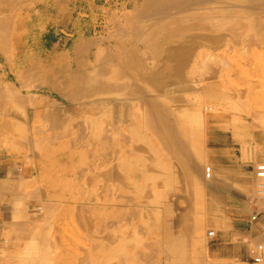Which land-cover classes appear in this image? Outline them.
I'll return each mask as SVG.
<instances>
[{"label": "bare ground", "instance_id": "obj_1", "mask_svg": "<svg viewBox=\"0 0 264 264\" xmlns=\"http://www.w3.org/2000/svg\"><path fill=\"white\" fill-rule=\"evenodd\" d=\"M2 1L3 0H1V2ZM7 1L9 2V0H7ZM13 1H16V0H13ZM25 1H27V0H24V2L22 1V3L25 4L26 3ZM39 1H41V0H39ZM128 1L129 2H125L122 5L123 6V12L125 11V15H126L125 19H124L125 24H121V25L119 24L120 26H122L121 29L118 28L119 25L118 26L115 25L118 28V29H116V27H115V30L117 32L112 31V33L116 32L115 34L113 33V34H110L106 37L105 36L102 37L100 34V31H97V29L95 27L94 31H93V35L91 37H89L88 39H85L86 31L83 30V32L80 34V38L77 41H73L74 43H73L71 50L67 52L68 55H67L66 60H62L61 58L58 57V58H55L56 59L55 62H53L51 64L47 63L48 65L46 63L42 64L39 60V62L41 64L38 63L39 66L35 65V68H36L35 70H33V71L29 70L32 72V73L30 72L32 75L31 77H29L30 75H29V73H27V69H26L27 67L31 66V63H29L30 65H28L25 68L26 71H24L25 69L21 70V71H24L28 75L27 76L28 82L26 81L27 85H26V83H25V85L23 83V81H25V80L22 81L23 84L20 83L22 85L19 88H17L18 86L13 84V82L12 83L10 82L9 84L7 83V85L9 87L6 86V83H5V85H2L3 87L0 85V88L2 87L1 88L2 91L4 90V86H6V88L9 89L8 92L10 95L5 94L6 93L5 91H3L5 93H0V99L4 100V101H1L0 103H3V102L6 103V101H7L6 104H8V100H7L8 98H10L11 101H14V102H18V103L21 102L19 92L21 90L23 92V89H32L31 86H34V85L38 86L37 84H34L35 81L38 84L42 83V85H48L52 90L57 92V94H59V96H61V98L63 100V101L61 100L62 102H56L57 100L51 101V104L53 105V107L55 109L54 108L50 109L48 107V109L50 111L48 110L46 113L47 114L50 113V115L52 116V117L48 118L49 121L53 117H54L53 118V120H54L55 116H57L55 121H57V120L61 121L60 119L62 117L59 118L57 112H56L57 115H55L56 113L54 112V110H56V111L59 110L61 112V113L59 112V114L60 115L62 114V116H63V114H65L64 109H66L69 114L71 113L74 116H84L86 118V120H88L87 125H86V129L88 128V130L86 132H83L82 130H85L84 129L85 127L84 126L81 127L79 125L80 128H82V129L79 128L80 131H82L84 134L82 132H81V134H83V135L78 133L79 139L77 137H75L76 139L73 140L72 146L70 145L72 148H70V149H71V151H72V149L75 150V148H76L75 145L77 144L78 141L81 142L82 140H84L82 142H87V144L89 146V147H87V149L91 150V154L89 152H87L89 155L82 160L83 166L80 167L79 172L81 170H84L85 173L87 171L95 172L94 175H93V173H92V175H91V173L89 174L91 176L90 180H92V179L98 180L99 179L101 181L100 183H102V185L99 184L100 187H98L97 186L98 183H97V185H96L97 187L95 186L96 188H94L95 190L93 191V189H92V191H91V192H93V195H89L90 191L88 192V190H87L88 197L90 196L89 198L83 197L84 199L81 200V197H80L79 198L80 200L78 199V202L73 201L74 203H77V205L75 204V208L77 210L79 209L78 210L79 212L81 211L80 212L81 216L78 214L79 213L78 212L77 214L79 217H77V218H78L80 228L82 227V229L84 231H86V233H87V236L85 237V239H86V243H88V245L83 248V249H85V251H84L85 254H83L84 258L80 256V258H83V259H81L79 261V264H107V263H103V262H105L104 260H103V262H101V261L99 262L98 258H100V256H103V252L106 253L104 251V248L112 246L116 243L118 245V243H119V239H117V236L114 237L115 235L113 236L111 234V231L114 230L117 234V233H119L117 231H120L122 228H123L122 230H124V228L133 226L134 221H137L138 219H142L143 220L142 223H144L145 220L148 219L147 221H149V219H153V217H155L156 219H158L157 221L160 223V225H159L160 228L167 233L170 232L172 229L171 216L174 213L173 202H172L174 197H176V196L180 197L181 202L185 201L186 198L191 199L192 197H194V199H196L197 201H199L201 203V200H202L203 195L205 193V188L201 187L202 185H199L197 178H196L197 173L195 172V170L194 171L192 170V167H191L192 163H191L190 158L192 155H194V157L197 158V161H198L197 163H199L200 166L203 164L202 163L204 161L202 158L203 156L200 153V152H202L200 140L204 137L203 131H205L204 130V123L206 121V114L203 112V109L201 108L200 105H201V102L203 101V99H205V98L206 99L211 98V99L215 100V99H218L219 97H218L217 91L215 89H213L215 87H213V88L208 87V86H210L208 84V82H207L208 86L206 84L207 87L203 88L202 87L203 85L201 86L202 83H199V84L195 83V82H197L198 79L197 80L195 79L196 80L195 82L191 81V80H193V77L192 76L190 77V75H193V74H191L193 72H191L190 75L187 72L188 73L187 75L190 77L189 79H191V80H188L187 79L188 77H186L184 74L185 68L188 65V62L190 60H192V57L196 52L197 42L203 41L205 43L217 44L222 39V37H220L221 36L220 34H224V32L225 33L233 32L232 34L229 33L231 35V36L230 35L229 36L232 39L237 37L236 36V34L238 33L237 28L240 25L239 23H241V22L238 23L237 20H234L235 22L234 21L230 22V20L231 19H238V17L236 15H239V13L241 12L240 9H243V8H244V10L249 9L248 12L249 13L251 12V14H249V16H251L253 13H254V15H255V13L257 14L258 10H260L261 13L262 12L264 13V11L262 10V9H264L263 8L264 5L262 3L263 0H238L239 1L238 3H241V5L243 7V8L238 9V10H240V12H238V10H237V8H238L237 5L234 4L235 2H237V0H128ZM8 2L5 3L6 7L8 6L7 5ZM30 2H31V0L26 4H29ZM56 2H57V0H56ZM56 2L54 5H52L54 7V13H55L54 18L55 19L59 13H62L61 11L65 12V10H66V8L63 7L62 3L57 2V4H56ZM59 2H60V0H59ZM93 3L95 6L93 5L92 8H95L96 7V4H95L96 0H93ZM9 4H10V2H9ZM15 4H13V5H15ZM60 4H62V6ZM260 4H261V7H258V6H260ZM16 5L14 7H16ZM30 5H28V6H30ZM73 5H74V3H73ZM19 6H17V9L20 8ZM64 6H66V5L64 4ZM129 6H131V10H129ZM1 7H4V5L3 6L1 5ZM8 7H10V6H8ZM8 7H7V9H9ZM14 7H13V9L15 10ZM260 8H262V9H260ZM47 9H48V7L46 8V10ZM76 9H77V5L72 7L70 11L67 10V15H68V20H67V24H66L67 28L69 27L70 23H74V26L72 29H75L76 21L79 20L80 16H85L84 12L80 13L79 16H74ZM131 11H132V14L130 13ZM245 11H247V10H245ZM254 11H256V12H254ZM0 12H1V9H0ZM2 12L0 14H3ZM8 12H10V9ZM11 12H16V11H11ZM258 14L260 16V13H258ZM12 15H13V13H12ZM14 15H16V14H14ZM243 15H245V14H243ZM254 15H252V19H254ZM5 16H7L6 13H5ZM13 16L10 17L11 21H13V18L15 17V16L14 17ZM18 16H20V15H18ZM261 16L264 17V14H261ZM235 17H237V18H235ZM245 17H247V16H245ZM7 18H9V17H7ZM22 18L19 21H22ZM73 18H74V21H73ZM114 18H116V17H114ZM47 19H48V17H47ZM55 19H53V20H55ZM240 19H238V20L242 21L243 19H246V18L242 17ZM262 19H264V18H262ZM262 19L259 18V20H262ZM3 20H5V19H3ZM11 21H10V23H11ZM19 21H17V22L19 23ZM245 21L246 20H244V22ZM249 21L247 20L248 25L245 22V24L247 26H249V23H251ZM28 22H29V20H28ZM260 23L262 24V22H260ZM260 23L258 25H256L255 28L262 29L261 32H263L264 26L262 28V25ZM8 24H9V22H8ZM8 24H6L5 21H0V40H2V39L5 40L6 37H8V39L12 40V36H13L15 27H14V25L13 26L10 25V27L11 26L12 27L9 29ZM115 24H116V22H115ZM235 24H237V26ZM250 25H252V24H250ZM253 25H255V24H253ZM243 26L245 28V25H243ZM257 26H261V28H259ZM239 28H241V27L239 26ZM244 28H241V29L245 30ZM249 28H250V26L248 27V29ZM248 29L246 28V30H248ZM258 29H256V30H258ZM249 30L247 31V33L248 34L250 33V37L249 36L248 37L250 39H252L251 36L253 34L251 32L253 30H251V32H249ZM256 30H254V31H256ZM235 32H237V33H235ZM258 32L261 35L264 33V32L260 33V30H258ZM247 33H245V34H247ZM239 34L241 35V33H238L237 35H239ZM259 34L257 33V35L259 37L263 38L264 34L262 36ZM17 36L19 37V34H17ZM224 36H225V34H224ZM245 36L246 35H244V37ZM15 37H16V34H15ZM226 37L227 36H225V38ZM242 37L241 38L238 37L234 40L241 41ZM248 37H246V38H248ZM228 38H226V39H228ZM253 39H254V37H253ZM10 40H9V42H10ZM249 40L247 42H249ZM261 41L263 43L264 39ZM2 42H3V40H2ZM223 42H220V43L222 44ZM231 42H229L228 48H230V46H232V45H235L234 43H236V42H232L233 44H230ZM242 42L238 43V45L242 44ZM5 43H6V41H5ZM245 43H246V41L243 42V44H245ZM254 43H255V45H257L256 43H258V42H253L252 44L254 45ZM249 44L250 43H248V45ZM258 44L260 45V43H258ZM208 45H210V44H208ZM225 45H227V44L225 43L224 46ZM246 45H247V43L245 44L246 48L243 45H242L243 47H241V46L240 47L242 49L245 48V50H246L247 49ZM235 46H237V45H235ZM9 47L12 48L13 46H8L6 48H9ZM209 47L211 49V46H209ZM200 49H202V46ZM200 49L197 48V50H200ZM3 50L0 53H2ZM203 50H200L199 54H201V51H203ZM205 50H207V49H205ZM214 51H216V50H214ZM224 51H226V54H227L228 50L226 49ZM212 52L213 51H211V52L208 51V53H212ZM242 52H243V50H242ZM7 53H8V51L6 52V54H3V53L2 54L6 55V57H7V55H8ZM27 53H29V52H27ZM222 53H224V52H222ZM234 53H236V52H234ZM202 54L205 55L204 52H202ZM218 54L221 55L220 52ZM226 54H224L223 56L221 55L222 58L224 56H226ZM147 56H148L149 62L144 60V59H147ZM201 57L202 56H199L198 59L200 60ZM226 57H229V56H226ZM10 58H11V54H10L9 59ZM52 58H54V57H52ZM223 59H221V62ZM230 59H231V57H230ZM35 60L37 61V59H35ZM48 60H50V59L48 58ZM7 61L9 62V60H7ZM194 61L196 62V60H194ZM195 62L191 63V64L194 65ZM213 62H211V63H213ZM248 62H250V61L248 60ZM211 63H210V66L212 68ZM8 64H10V63H8ZM223 64L224 63H222V66H224ZM206 65L207 64L205 62V67H206ZM215 65H216V63H213V68L215 67ZM202 66H204V65H202ZM231 66H233V65H231ZM190 67L198 68V66L196 64L194 66H190ZM241 67H242L241 70L242 69L244 70V67L242 65H241ZM208 68H210V67H208ZM193 69L194 68H192V71H194ZM203 70L201 71L202 73H203ZM19 71H18V73H17V71H15L17 76L20 73ZM213 71L216 72L217 70L215 71L213 69L211 71V73ZM2 72H4V71H2ZM201 72H200V74H201ZM11 73H13V72H11ZM22 73L23 72H21L20 75H22ZM195 73H196V71H195ZM0 74L3 77V74L2 73H0ZM26 74L23 73V76H25ZM198 74L196 73V75H197V76H195L196 78L198 77ZM206 74L204 76H206ZM217 74H219V71H217V73L215 75H217ZM34 75H36L37 77H40L41 81L40 80L38 81L39 78L37 79V77ZM30 78H33L34 80L33 79L32 80L34 82H32L30 80ZM205 78H207V77H205ZM199 80H200L199 82L202 81L201 79H199ZM29 81H30V83H29ZM211 82H213V81H211ZM31 83L34 85H31ZM210 84H212V83H210ZM213 84H214V82H213ZM218 86H219V83H218ZM34 88H35V86H34ZM219 91H221V90H219ZM227 94H228V92H227ZM6 95L9 97L7 98ZM31 95L33 96V94H30V93L27 94L28 98L31 97L29 99L35 98V97H32ZM21 96H23V95H21ZM24 96H26V94H24ZM227 98H230V96ZM25 99H26V97H25ZM208 100H210V99H208ZM240 100H242V99H240ZM31 101L33 102V100H31ZM216 101H214V103H216ZM235 101H236V99H235ZM205 102H207V101H205ZM224 102H225V100H224ZM242 102H243V100H242ZM28 103H29V101H28ZM28 103L27 102L25 103L24 108H25L26 104L28 106ZM230 104H231V102H230ZM2 105L0 104L1 109L5 110L4 108L6 105L4 106V108H2ZM31 105H32V103H31ZM57 105H59V106L61 105L62 108L64 107V109H63L64 112L62 111V109H59ZM237 105H239L240 107L242 106V108L247 107V103H246V107H244L245 104H243L244 106L240 103ZM39 106L40 105H38L36 107H39ZM16 107L17 108H15V109L19 108L18 106H16ZM215 107H217V106H215ZM240 107L237 106V108H240ZM13 108L14 107H12V109ZM21 108H19V109H21ZM205 108L211 109L210 107H205ZM42 110L45 111L44 109H42ZM215 110H217V109H215ZM10 111H13V110H10ZM51 111L55 114H52ZM14 112H13L14 115H16L17 111H14ZM18 113L21 116V113L20 112H18ZM34 113H35V115H37L36 112H34ZM22 114L24 115L23 111H22ZM25 114L27 115V113H25ZM69 114H68V116H69ZM11 115H13V114H11ZM18 115H16V116H18ZM2 116H1V118H2ZM68 116H66V117L68 118ZM41 117H43V116H41ZM47 117H48V115H47ZM47 117H45V118H47ZM23 118H24V116H23ZM45 118H44V122H45ZM13 119H15V116ZM7 121H9V119ZM59 121H58V123H59ZM71 121H70V123H68V125L71 124ZM79 122H81V121H79ZM2 123H3V121H2ZM56 123H55V125H56ZM66 123H67V121H66ZM77 123H78V121L76 122V124ZM73 124H75V123H73V121H72V125ZM76 124H75V126H76ZM78 124H81V123H78ZM41 125L42 124L39 125L40 128H41ZM61 125H59V126H61ZM12 126H14V125H12ZM49 126H50V123H49ZM75 126H73V127H75ZM43 127H45V126H43ZM40 128H37V129L40 130ZM61 128H62V126H61ZM15 129H14V131H15ZM52 129H53V127H52ZM44 132H46V131L44 130ZM3 134L4 133H2L1 135H3ZM59 135L60 134L58 133V136ZM202 135H203V137H202ZM47 138L48 137L46 136V139ZM55 138L56 137H54V139ZM42 139H44V138H42ZM77 139H78V141H76ZM26 141H27V139H26ZM39 141H40V139H39ZM30 142H32V141H30ZM51 143H52V141H51ZM53 143H54V141H53ZM6 144H8V143H6ZM37 144H38V141H37ZM44 144H45V142H44ZM87 144H85V145L80 144V145L82 147L83 146L85 147ZM24 145H25V143H24ZM31 146L34 147L33 145H31ZM1 147H2V144H1ZM9 147H11V146H9ZM12 147L14 148V146H12ZM27 147H28V145H27ZM20 148H21V146H20ZM84 149L86 150V147ZM14 151L16 152V150H14ZM33 151L31 153H34ZM37 151H36V153H37ZM62 158L67 159V160L69 159V157L67 155L66 156L63 155L62 157L58 158V160H61ZM17 166H19V164ZM35 167H36V165H35ZM18 168L16 167V169H18ZM200 170H201V167H200ZM194 173H196V175ZM81 174H83V171H82V173H80V177H81ZM87 174H88V172L85 175L83 174L84 177H86V176L90 177ZM84 177H83V179H84ZM83 179H81V180H83ZM4 180L6 181V183L3 181V179H2V181H0V183L4 182L1 184V186L3 188V189L1 188L3 190V192L0 189L1 193H4V187L3 186H5V184H6V187H7V183H8V181H7L8 179L7 180L4 179ZM84 180H85L84 183L89 182V179L87 180L85 178ZM86 180H87V182H86ZM13 181H14V179H13ZM20 181H21V179H20ZM22 181L17 183V184L20 183V187L22 186V183L25 182V181L24 182H22ZM14 182L13 183L9 182V183L12 185V184H14ZM89 184L90 183H88L86 185H89ZM79 185H80V183H79ZM11 187L12 186L7 187V188L10 189ZM42 187H43V189H42ZM42 187H41L40 193L39 192L37 193L38 197H39L38 199L41 201V204L38 206V211H39V214L42 218V219H38V220L43 221L45 218L47 219L49 217L48 214L50 212H53L51 214V216H52L56 211H57V216L60 213V215H59V219H60L65 210L71 209L70 207H73V205L71 206L69 201H66L67 203L65 205H63L61 203V201H59V200L57 201L56 199H54V197H57V196H59V194H61L59 192V189H55V191L51 193L50 191H48L46 189L45 186H42ZM114 187L116 188L115 192L118 191V193H119L118 196L116 194L114 195L113 194L114 192L112 193ZM7 188L5 189V191L7 190ZM17 188L20 189L19 186ZM84 188H85V186H84ZM20 190H22V189H20ZM82 191H83V194H84V192H86L83 189H82ZM9 192H11V191H9ZM1 193H0V195H1ZM16 193L18 194L17 189H16L15 193L13 192V194H16ZM8 194L10 195V193H8ZM13 194L11 193L10 197H12ZM31 194H33V193L31 192ZM4 195H7V194H4ZM4 195L2 194L1 197H4ZM16 196H14L13 198H16V200H18ZM22 198H23V196H22ZM26 198H29V197H26ZM203 199H206V198H203ZM20 201H22V200H20ZM11 203L12 202H10L9 205L6 204L4 206H7V205L10 206ZM14 204H15V202H14ZM17 204H16V206H17ZM183 205L184 204H182V206ZM11 206H13V204ZM89 206L90 207L92 206L94 208V210L91 209ZM200 206H203V205H200ZM88 207L90 208V210H93L90 213L88 212L89 214L86 213ZM9 208H11V207H9ZM9 208L6 209L4 207V209H6V210H8ZM192 208L193 209L184 208L183 211L188 212V215H190V216L192 214V217L195 214L200 213L196 206L192 207ZM201 208H203V207H200V209ZM33 209H35V208H33ZM9 210H11V209H9ZM31 210L32 209H30V211ZM14 211H15V209H14ZM203 211H204V209H203ZM69 212H70V210H69ZM10 213L12 214V212H10ZM47 215H48V217H47ZM16 216L17 215H15V217ZM20 216H18V217H20ZM190 216H189V218H190ZM203 216H204V214H203ZM195 218H196V216H195ZM197 218H198V216H197ZM191 219L192 218H190V220ZM13 220L14 219L10 220L12 222V225L14 223ZM200 220H202V217ZM147 221H145V222H147ZM7 222L8 221H6L4 223L7 224ZM43 222L46 224L45 221H43ZM25 223H28V221H25L24 224ZM37 223L39 224V222H37ZM147 223L149 224V222H147ZM147 223H146V225H147ZM151 223H152V220H151ZM205 223H206V221H205ZM0 224H2V223L0 222ZM8 224H10V222ZM8 224L6 225L7 227L11 226V225L8 226ZM15 224H17V226H18V224L22 226L23 222L18 221L16 223H14V226H15ZM49 225H50V223H49ZM141 225L140 226L137 225L138 227L137 228L135 227L136 228L135 230L137 231V229H139V227L141 228L142 227ZM153 225H154V223H153ZM187 225L191 226L190 221H189V224H187ZM14 226H12V227L14 228ZM189 226H188V230L191 229ZM40 227L42 228V226H40ZM64 227H62V225L61 226L58 225L57 230H65V229H61ZM4 228H6V227H4ZM17 228L23 229L22 227H17ZM41 228H40V230H41ZM35 229H37V227ZM47 229L48 228H46L44 230L47 231ZM130 229H129V231H131V233H133L134 231H132V229L131 230ZM8 230L11 231L12 229H10V227H9ZM13 230L16 231L15 229H13ZM37 230H39V229H37ZM37 230H36V232L33 231L34 233L31 234L30 238L28 239V242L26 243L27 246L24 244L26 246L24 248H26V249L25 250L22 249V250H24L25 252L23 253L22 250H20L21 251L20 255L22 256V258L20 255L17 254L18 257L19 256L20 257H19L18 262L17 263L15 262L16 264H29V261H30L29 256H31V258L34 257L38 261V256L40 253H42V251H41L42 247L44 246V248H45V245L42 246V244L45 242L42 241L41 231L39 232ZM70 230H72V227H70ZM122 230H121V232L123 233ZM141 230L143 231V228ZM162 230H161V232H162ZM200 230H202V229H200ZM211 230L214 232L213 229H208L207 233H206L207 236H209L208 232ZM12 231H11V235H12ZM25 231H26V229H25ZM191 231H193V230H191ZM204 231H205V229H204ZM67 232H68V229L64 233H67ZM139 232L141 233V231H139ZM139 232H137V234ZM183 232L185 233V231H183ZM183 232H182V234H184ZM45 233L42 236L46 235ZM128 233L129 232H127L126 234L128 235ZM131 233H129V236L131 235ZM201 233H200V235H201ZM9 234H10V232H9ZM59 234L63 235V233H61V232ZM126 234H123L124 238L126 237V236H124ZM138 236L140 237L141 234ZM180 236H182V235H180ZM14 237H16V235ZM136 237L137 236L134 237V235H133L131 239L134 240ZM48 238H46V239L48 240ZM128 238L130 239V237H128ZM129 239H126V240H129ZM140 239H143V238H140ZM161 239H162V237H161ZM122 240H123V238H122ZM142 241L143 240H141V242ZM153 241H155V240H153ZM127 242H129V241H126V243ZM137 242L138 241L136 240V243ZM6 243H8V242L6 241ZM6 243H4V244H6ZM126 243H125V245H126ZM139 243H140V240H139ZM145 243H147V242H145ZM197 243H198V241H197ZM121 244H123V243H121ZM171 244L172 245L169 246L168 249L170 251H172L173 247L176 248V249H174V252L176 254H178V256H179L178 259L180 261V264L184 263V259H185L184 255H186L185 254L186 249L184 250L185 242H183L182 239H177L175 241H172ZM139 245H141V243ZM160 245H162V244L160 243ZM137 246H138V244H137ZM195 246H194V248H195ZM119 247L121 248L122 246L120 245ZM21 248H23V247H21ZM123 248H124V250H123ZM123 248L121 250L124 252L125 247L123 246ZM203 248H204V246H203ZM58 249L60 250L61 248H58ZM112 249H113V247H112ZM153 249H156V248H153ZM48 250H49V248H48ZM48 250L45 248V251H48ZM159 250H161V249H159ZM45 251H44V253L46 254ZM157 251H158V248H157ZM157 251L154 250V252H157ZM190 251L192 252V250H190ZM54 252L56 253L57 251H54ZM123 252L121 254H123ZM194 252H192V253H194ZM196 252H197V250H196ZM117 253H118V250H117ZM124 253H127V252H124ZM50 254H52V253H49V255ZM111 254H112V252H111ZM114 254H115V256H118L120 253L116 254V252H115ZM121 254H120V257H121ZM132 254H133V251H132ZM151 254H153V253H151ZM188 254H190V253L188 252ZM78 255H79V253H78ZM127 255H130V254H127ZM147 255L148 254H146V256ZM163 255H165V253ZM155 256L157 257L158 254H155ZM168 256L170 257V255H168ZM194 256L195 255H193L191 257H194ZM125 257H127V256H125ZM125 257H123L124 262L126 260ZM129 257H131V256H129ZM197 257H198V255H197ZM60 258H62V257H60ZM117 258L118 257H116V258L111 257L110 258V260H112L111 263L114 264L115 263L114 261ZM140 258H143V257L141 256ZM188 258H189V256H188ZM10 259L12 260V258H10ZM10 259H8V260L11 262ZM35 259H33L31 261V264H35ZM44 259H45V257H44ZM113 259H115V260H113ZM157 259H158V257L156 258V261H158ZM263 259H264V256H263ZM41 260L42 259L40 258V262H41ZM107 260H108V257H107ZM150 261H153V259ZM7 262H6V264H7ZM59 262H60L59 264H72V263H74V262H72V259H70V260H61L60 259ZM145 262H146V260H145ZM163 262H162V264H163ZM201 262L203 263V261H201ZM131 263L133 264L132 261L130 262V264ZM185 264H187V263H185Z\"/></svg>", "mask_w": 264, "mask_h": 264}, {"label": "rangeland", "instance_id": "obj_2", "mask_svg": "<svg viewBox=\"0 0 264 264\" xmlns=\"http://www.w3.org/2000/svg\"><path fill=\"white\" fill-rule=\"evenodd\" d=\"M3 1L1 2V0H0V9H1V12L3 11L2 12L3 14H0V21H5L6 24H8V22H9V24H8L9 29L13 25H14L15 28H14V33H13V36H12V40L8 39V37H6L7 39L5 38V40L2 39L3 42H2V40H0V44L3 46L2 47L0 45V47L2 48V49L0 48V52L4 49L2 53L6 54V52L8 51L7 54L9 55V56L7 55V57H6V55H3L2 53H0V61H1L0 62V73L3 74V77L0 74V85L2 86V85H5V83H6V86L9 87L7 85V83L9 84L10 82L11 83L13 82V84L18 86L17 88H19L23 83H24V85H25V83L27 85V82H28L27 81V76L28 75L24 72V71H26V69H27V73H29V75H30L29 77H31L32 76L31 75V73H32L31 71L36 69L35 65L39 66V64H41V63L42 64H44V63L51 64V63L55 62L56 61L55 58H58V57L61 58L62 60H66L67 55H68L67 52L71 50V48L73 46V43H74L73 41H77L80 38V34L83 32V30L86 31L85 39H88L89 37H91L93 35V31H94L95 27H96L97 31H100V34H101L102 37L103 36L106 37V36H108L110 34H113L114 32L112 33V31H116L115 30L116 26H118L119 24L120 25L121 24H125V22H124L125 20L124 19H125L126 15H125V11L123 12V6L122 5L125 2H129L128 0H108V1L107 0H96L95 4H96L97 8L96 7L92 8V6L94 5L93 0L92 1L91 0H60V2H59V0H57L58 3H62L63 4V7L66 8V10H65V12L61 11L62 13H59L58 16L55 19L54 18L55 17V15H54L55 14L54 13V7L52 5L55 4L56 0H43V1L42 0L41 1H39V0H33L32 1L31 0L32 3L30 2L29 4H26V3H28L30 0L25 1L26 2L25 4L22 3V1L24 2V0H22V1L21 0H16V1H13V0L10 1L9 0L10 4H9V2L7 0H5L6 2H8L7 5L10 6L12 9L17 4L16 7H14L15 10L14 9L12 10L10 7L7 6L10 9V12H8L9 9H7V7L5 6L6 2L5 1L3 2ZM57 2H56V4H57ZM238 2L239 1L237 0V2L234 3L238 7V8L236 7L237 10L240 9V8H243L241 3H238ZM12 3L15 4V5H13ZM73 3H74V5H73ZM262 3L264 5V0H263ZM62 4H60V5L62 6ZM64 4L66 6H64ZM1 5L2 6L4 5V7H1ZM28 5H30V6H28ZM75 5H77V9L75 11L74 16H79V14L83 13V12L85 13V16H80L79 20L76 21L75 29H72L73 26H74V23H70L69 27L67 28V25H66L67 24V20H68L67 10L70 11L71 8L74 7ZM17 6H19L20 8L17 9ZM47 7H48V9L46 10ZM258 7H261V4ZM260 9H262V8H260ZM129 10H131V6H129ZM240 10H241L242 13L240 12ZM240 10H238V12H240L239 15H236V16L238 17V19H240L242 17H244L246 19H243L242 21H240L241 19L240 20L231 19L230 22H232L234 20H237L238 23L241 22L243 25H245V28H244V26L241 23H239L240 25L238 24L241 28L245 29V30H242L238 26L239 29L237 28V31H238V33H241V35L240 34L237 35L238 33L235 32V33H237L236 34V36H237L236 38H238V37L241 38L243 36L241 41L234 40L236 38L232 39L230 37L231 36L230 34H232L233 32H231V33L230 32H228V33L224 32L225 36H227L226 38H228V37L229 38L226 39L224 34H220L221 35L220 37H222V39L217 44L205 43L203 41L197 42V44H196V52L193 55L194 58L192 57V60H190L188 62V65L185 68V73L184 74H185L186 77H188L187 78L188 80H191L189 78L192 76L193 80H191V81H193V82H195L198 79L197 82H195V83L196 84L202 83L201 86L203 85L202 86L203 88H206L208 86V84L210 85L208 87H211V88L215 87L213 89H215L217 91V93H218V97H219L218 99L214 100V99H211V98H207V99L205 98L201 102L200 106L203 109V112L206 114V121L204 123V127L207 124L208 117H210L211 115H213L214 117H220V118L224 119L225 121L229 120L230 123L233 125V128H234L236 134L238 135V140L241 141L242 140V130L244 128H246V126L248 124H250L251 125L252 135L254 133L255 136L258 137L257 141L260 143V144L257 145V147H258V149H262V148H264V41L262 43L261 40L264 39V36H263V38L259 37L257 35V33L259 34L258 30H260V33L264 32V28H263L264 19H262L264 17L261 16V14H264V13L263 12L261 13V11L258 10L257 14L256 13H255V15H254V13L252 14V15H254V19H252V15L249 16V14H251V12L250 13L248 12L249 9H245L247 11H245L244 8L240 9ZM262 10L264 11V9H262ZM11 11H16V12H11ZM254 12H256V11H254ZM5 13L7 14V16H5ZM12 13H13V15L16 14V15H14L15 17L12 15ZM130 13L132 14V11ZM258 13H260V16H259ZM243 14H245V15H243ZM18 15H20V16H18ZM11 16H13L16 20L13 18V21H11V18H10ZM245 16H247V17H245ZM7 17H9V18H7ZM47 17H48V19H47ZM114 17H116V18H114ZM237 17H235V18H237ZM21 18H22V21H19V20H21ZM259 18H261L262 20H259ZM3 19H5V20H3ZM53 19H55V20H53ZM28 20H29V22H28ZM244 20H246L245 21L246 23H247V20L248 21L250 20L249 21V22H251V23H249V26H250L249 29L250 30L248 29L249 26H247L248 23L246 25ZM10 21H11V23H10ZM17 21H19V23ZM73 21H74V18H73ZM115 22H116V24H115ZM260 22H262V24ZM259 23L262 25L263 32H261L262 29L255 28L256 25H258ZM250 24H252V25H250ZM253 24H255V25H253ZM10 25H12V26L10 27ZM120 25L118 26V28L121 29L122 26H120ZM235 25L237 26V24H235ZM257 27L261 28V26H257ZM118 28L116 27V29H118ZM246 28L249 30V32H251V30H253L251 32L254 35L253 36L251 34L252 35L251 36L252 39L249 38L250 37V33L249 34L247 33L248 30H246ZM256 29H258V30H256ZM254 30H256V31H254ZM245 33H247V34H245ZM15 34H16V37H15ZM17 34H19V37L17 36ZM244 35H246V36L244 37ZM259 35H261V34H259ZM246 37H248V38H246ZM253 37H254V39H253ZM9 40H10V42H9ZM248 40H249V42H247ZM5 41H6V43H5ZM223 41L224 42L226 41L225 43L227 45L224 46L225 43ZM231 41L232 42H236L237 44L236 43H234V44L237 45V46L232 45V46H230V48H228L229 47L228 44ZM242 41L243 42L246 41V43H247V45H246L247 49L246 50H245V48H246L245 44L246 43L243 44ZM220 42H223V43L221 44ZM232 42L230 44H233ZM241 42H242V44L238 45V43H241ZM253 42H258V43H260L261 46L258 43H256L257 45H255V43L253 45L252 44ZM248 43H250V44L248 45ZM208 44H210V45H208ZM200 45L202 46V49H200L201 48ZM242 45L245 48L242 49L241 48V47H243ZM8 46H13V47L12 48H10V47L6 48ZM209 46H211L212 50L210 49ZM203 47L205 49H207V50H205ZM197 48L200 49V50L204 49L203 51H201V54H202V52H204L205 55L199 54L200 50H197ZM226 49L228 50L227 54H226V51H224ZM214 50H216V51H214ZM242 50H243L244 53L242 52ZM208 51L209 52L213 51V52L212 53H208ZM27 52H29V53H27ZM219 52L221 53L222 56L224 54H226V56H229V57L224 56L223 57L224 59H223L222 56L220 54H218ZM222 52H224V53H222ZM234 52H236V53H234ZM10 54H11V58L9 59ZM211 55L212 56L214 55L213 56L214 58ZM199 56H202L200 58V60L198 59ZM52 57H54V58H52ZM230 57H231V59H230ZM48 58L50 60H48ZM6 59L9 60V62ZM35 59H37V61ZM147 59H148V56H147ZM147 59H144V60L149 62V59L148 60ZM221 59H223L224 61L222 60V62H221ZM39 60H40L41 63L39 62ZM194 60H196V62ZM248 60L250 62H248ZM194 62L198 66V68H195L196 66L195 67H190V66H194L195 65V64L194 65L191 64V63H194ZM205 62L207 64L206 67H205ZM211 62L216 63V65H217V66L215 65L216 68L215 67L213 68V63H211ZM6 63L7 64L10 63V64L7 65ZM29 63H31V66L27 67L28 65H30ZM210 63L212 65V68L215 71L216 70L219 71V74L215 75L217 73V71L216 72L213 71L211 73V71L213 69L211 68ZM222 63H224L223 64L224 66H222ZM202 65H204V66H202ZM231 65H233V66H231ZM241 65L244 67V70L242 69L243 71L241 70V68H242ZM208 67H210V68H208ZM192 68H194L193 69L194 71H192ZM21 70H24V71H21ZM29 70H31V71H29ZM202 70H203V73L201 72ZM2 71H4V72H2ZM15 71H17V73H18V71L20 73L23 72L26 75L23 76V73H22V75H20V73H19L18 74L19 77H18ZM195 71H196L197 74L198 73L200 74V72H201L200 75L198 74L197 78L195 77V76H197ZM11 72H13V73H11ZM187 72L189 73V75H190L191 72H193L191 74H193L194 76L190 75V77H189L187 75L188 74ZM205 74H206V76H204ZM34 76H36V75H34ZM205 77H207V78H205ZM32 79L33 78H30V80L32 82H34L33 81L34 79L33 80ZM37 79H38V81L39 80L41 81L40 77H37ZM199 79H201L202 81L199 82L200 81ZM23 80H25V81H23ZM22 81H23V83H22ZM211 81H213L214 84ZM207 82H208V84H207ZM20 83H22V84H20ZM29 83H30V81H29ZM210 83H212V84H210ZM218 83H219V86H218ZM34 84H37L38 86H36ZM34 84L31 83V85H34L35 88H34V86L30 85L32 87V89H23V92H22V90L19 92V96H20V101L21 102L18 103V102L11 101V99L8 98L9 96L6 95L7 98H8L7 99L8 100V104H6L7 101H6V103L5 102L0 103L1 105L3 104L2 108H4V106L6 105L5 108H4L5 110L1 109V107H0V109H1L0 110V129H1L0 130V157H1L0 158V168H1L0 169V181H2V179H3V181L6 183V181L4 179H6V180L8 179L7 180L8 181L7 187L12 186L11 187L12 189L11 188L9 189V188L6 187V184H5V186H3L4 187V193L0 192L1 195L2 194L3 195L7 194V195H4V197H1V195H0V197H1L0 198V222L2 223V224H0V264H6L7 261H8L7 264H16L18 262V260H19V257L21 256L20 255V253H21L20 250H22V249L25 250L26 249L24 247L27 246L26 243L28 242V239L30 238L32 233L36 232L37 229H39L37 231H39V232L41 231L42 235L46 232L45 233L46 235H44V236L46 238L49 237L48 240H47L44 236L41 235L42 241L45 242L48 245L47 246L45 243H43L42 246L45 245V248L47 250L49 248V250H48L49 252L45 251V248L43 246L42 249H41L42 253H40L39 256H38V261L34 257L31 258V256H29L30 257L29 258V260H30L29 264H31V261L33 259H35V264H47V263L48 264H59L60 263L59 262L60 259L61 260H68V259H71V258L75 259L74 260L75 264H78L79 261L84 258L83 254H85L84 253L85 249H83V248L86 247L88 245V243H86V239H85V237L87 236V233H86V231H84L82 229V227L80 228V225H79V222H78V218H77V217H79L78 214L80 215L81 211L79 212L78 211L79 209L77 210L75 208V204L77 205V203H74V202L75 201L78 202V199L80 197H81V200H83L84 198H89L90 196L88 197V192L90 191L89 195H93V192H91L92 189L94 191L95 190L94 188H96L97 186L100 187V185H102V183H100L101 181L99 179H98L99 181L96 180V179L90 180L91 176L89 174L91 173V175H92V173H93V175H94L95 172L87 171L88 172L87 175H89L90 177H88V176L84 177V175L87 173V172L85 173L84 170H81L79 172L80 167L83 166L82 160L89 155L87 152H89L91 154V150L87 149V147H89L87 142H82L84 140H82L81 142L78 141V139H79V134L78 133L81 134L82 131L86 132L88 130V128L86 129V125H87L88 120H86V118L84 116H74L71 113L69 114L68 111L66 109H64V107L62 108L61 105L60 106L57 105L59 109H62V111L64 109L65 114H63V116L64 115L65 116L63 117L62 114L60 115L59 114V112H60L59 110L58 111L54 110L55 113L56 112L58 113V117L59 118L62 117L60 119L61 121H59V120L55 121L57 116H55L54 120H53V118H54L53 117L49 121L48 118L52 117V116L50 115V113L47 114L46 112L49 110L48 107L50 109L54 108L53 105L51 104V101L57 100L56 102H62L63 100H62L61 96H59V94H57V92L52 90L48 85H42V83H40L41 84L40 85V84L36 83V81L34 82ZM206 84H207V86H206ZM6 86H4V90H3L6 93L3 92L2 89H1L3 86L0 88L1 89L0 93H5V94L10 95L9 92H8L9 89L6 88ZM219 90H221V91H219ZM227 92H228V94H227ZM28 93L33 94V96L32 95L31 96L35 97V98L29 99L31 97L28 98V96H27ZM24 94H26V96H24ZM21 95H23L24 97L21 96ZM229 96H230V98H227ZM25 97H26V99H25ZM208 99H210V100H208ZM235 99H236V101H235ZM240 99H242L244 103ZM31 100H33V102ZM224 100H225V102H224ZM1 101H4V100L0 99V102ZM25 101L27 103L29 101V103H28L29 107L26 104V106L24 108V105L26 103ZM205 101H207V102H205ZM214 101H216V103H214ZM230 102H231V104H230ZM31 103H32V105H31ZM239 103L242 104V105L245 104V106L243 105L244 107H246V103H247V107L246 108H242V106L240 107L239 105H237ZM38 105H40V106L36 107ZM16 106H18L19 108L22 107L21 108L22 110L19 109V108L15 109V108H17ZM215 106H217V107H215ZM237 106L240 107V108H237ZM12 107H14V108L12 109ZM205 107H210L211 109H206ZM42 109H44L45 111H43ZM215 109H217V110H215ZM10 110H13V111H10ZM14 111H17L16 115H18L19 114L18 112H20L21 116H20V114L18 116L14 115V113H15ZM22 111H23L24 115L22 114ZM34 112H36L37 115H35ZM25 113H27V115ZM55 113L52 112V114H55ZM57 113L55 115H57ZM11 114H13V115H11ZM68 114H69V116H68ZM47 115H48V117H47ZM1 116H2V118H1ZM14 116H15V119H13ZM23 116H24V118H23ZM41 116H43V117H41ZM66 116H68V118ZM45 117H47V118H45ZM44 118H45V122L46 123L44 122ZM8 119H9V121H7ZM70 119L71 120L73 119L72 120L73 123L76 124V122L78 121V123H81L82 125L78 124V123L76 124V126H75V124L72 125V121ZM2 121H3V123H2ZM58 121H59V123L60 122L61 123L59 124ZM66 121H67V123H66ZM70 121H71V124L68 125V123H70ZM79 121H81V122H79ZM49 123H50V126H49ZM55 123H56V125H55ZM40 124H42L41 128L39 126ZM12 125H14V126H12ZM59 125H61L62 128ZM79 125L81 127L84 126L85 130L80 131V129H82V128H80ZM43 126H45V127H43ZM73 126H75V127H73ZM52 127H53V129H52ZM37 128H40V130H38ZM14 129H15V131H14ZM44 130L46 132H44ZM1 132L4 133V134L1 135L2 134ZM58 133L61 136L60 135L58 136ZM83 134H81V135H83ZM203 135H204V131H203ZM203 135H202V137H203ZM262 135H263V137H262ZM46 136L48 137L47 139H46ZM54 137H56V138L54 139ZM75 137L78 138L76 140L78 142L75 145V147H76L75 150L72 149V151H71L70 148H72L71 146H72L73 140L76 139ZM42 138H44V139H42ZM26 139H27V141H26ZM39 139H40V141H39ZM201 140H200V142H201V151L202 152H200V153L202 154V156H203L202 158L204 160L202 162L203 166L202 165L200 166L199 163H197L198 162L197 158H195L194 155L191 156L190 160H191V163H192L191 164L192 170L193 171L195 170V172L197 173V175H196V173H194V174L196 175V178H197V181H198L199 185H202L201 187L206 188L207 187V183H208V181L210 179H206L205 178V174L203 173L204 172V168L207 165H209L206 162V152H207V150H206V145H205V135H204V137ZM30 141H32V142H30ZM37 141H38V144H37ZM43 141L45 142V144H44ZM51 141H52V143H51ZM53 141H54V143H53ZM6 143H8V144H6ZM24 143H25V145H24ZM1 144H2V147H1ZM30 144L33 145L34 147H32ZM80 144L81 145L87 144L85 146L87 151L84 149L85 147L84 146L82 147ZM27 145H28V147H27ZM9 146H11V147H9ZM12 146H14V148ZM20 146H21V148H20ZM254 148H255V146H251L250 150L252 151V150H254ZM13 149L16 150V152ZM32 151L34 153H31ZM36 151H37V153H36ZM63 155L64 156L67 155L69 157V159L67 160V159L62 158L61 160H58V158L62 157ZM18 164H19V166H17ZM35 165H36V167H35ZM199 166L201 167V170H200ZM16 167L17 168L19 167L20 169L19 168L16 169ZM67 168H70V170H66ZM82 171H83L84 175L81 174V177H82L81 178L80 177V173H82ZM16 173L17 174L19 173L18 174L19 176ZM83 177H84V179L85 178L87 180L89 179V182H87V180H86L87 183H84L85 180L83 179ZM67 178H68V182H67ZM13 179H14V181L16 180L17 182L16 181L14 182ZM20 179H21V181L23 180L22 182L25 181L24 183H22L21 187H20V183L17 184L18 182H21ZM81 179H83L84 181L81 180ZM4 182H2V183H4ZM9 182L10 183L14 182L15 185L14 184L11 185ZM2 183H0V189L2 188V186H1ZM79 183H80V185H79ZM88 183H90V184L86 185ZM97 183H98V185H97ZM18 186L23 191L18 189L17 188ZM42 186H45L46 189L48 191H50L51 193L54 192L55 189H59V192L61 193V194H59V196L61 198L59 196H57V197H54V199H56L57 201L58 200L61 201V203L63 205H65L67 203L66 201L70 200L69 202H70L71 206L73 205V207H70L71 209H67V210H70V212L65 210L63 215H62V217L60 219H59L60 213L57 216V211L56 212L54 211L55 213L51 216V214L53 212H50L48 214L49 217L47 215L48 218L47 219L45 218L43 220V221L46 222V224L42 220H38V219H42V218H41V216L39 214V211H38V206L41 204V201L38 199L39 197H38L37 193L38 192L40 193V190H41ZM84 186H85V188H84ZM249 187L251 189L248 188L249 191L246 192L247 200H249V198H251L254 195V193H255V179H253V181L250 183ZM6 188H7V190L5 191ZM16 189L18 190V194L17 193L13 194V192L15 193ZM42 189H43V187H42ZM82 189L86 191V192H84V194H83ZM8 190L11 191V192H9ZM87 190H88V192H87ZM115 191H116V188L114 187L112 193L114 192L113 194L114 195L116 194L118 196V194H119L118 191L117 192H115ZM2 192H3V190H2ZM31 192L33 194H31ZM69 192H73V194L70 195ZM8 193H10V195L12 193L14 196L17 195L16 197H17L18 200H16V198H13L14 197L13 195H12V197H10V195ZM68 194H69V196H68ZM22 196H23V198H22ZM26 197H29V198H26ZM203 198H205L204 195H203ZM203 198H202L203 201L201 200V203L199 201H197L196 199H194V197H192L191 199L186 198L185 201L181 202L180 201V197L176 196L172 200L174 213L171 216V225H172L171 232L172 233H174L175 231L179 232L178 229H179V226H181V224H180L181 220H186L188 222L187 224H189V221H190L191 226L187 225V229H186V235H187L186 243H187V247H188V249H191V250H193V249L198 247V250H199L198 254L199 255L201 254L200 252H202V254H205L204 253V249H201L202 245L204 243L203 241H205V238H203L201 240L200 239V235L198 234V231H197L198 224L196 223V221H197L196 219L197 218H195V215H197L198 213L195 214L193 217H192V214H191V217H190V218H192L191 220H190L189 217H187L185 219V218H180L179 216L181 215V213H182L184 208L193 209L192 207H195V206L197 207L199 212H203V209L205 210V208H206V202H205V199H203ZM20 200H22V201H20ZM10 202H12L11 205L13 204V206H11V205L8 206L10 204ZM14 202H15V204H14ZM6 204H8V205L4 206ZM16 204H17V206H16ZM182 204H184V205L182 206ZM200 205H203V206H200ZM199 206L203 207V208L200 209ZM4 207L6 209L11 207V208H9L11 210H9V209L6 210V209H4ZM89 207L87 208V211H86L87 214H89L90 212H92L94 210V208L92 206L90 208L93 209V210H90ZM33 208H35V209H33ZM14 209H15V211H14ZM30 209H32V210L30 211ZM10 212H12V214ZM15 215H17V216L15 217ZM18 216H20V217H18ZM12 219H14L16 222H18V221L23 222V225L21 226V225H19L20 224L19 223L18 226H17V224H15V226H14V223H16L14 220H13L14 223L12 225V222L10 221ZM147 220H145V221H147ZM151 220H152V223H151ZM157 220L158 219L153 217V219H149V221H147V222H149V224L147 222H145V221H144V223H142L143 222L142 219H138L137 221H134L133 226H135V227H138V226H140L142 224L141 225L142 227L141 228L139 227V229H140L139 231H141L140 238H143V239H139L141 245H139L138 247L140 249H147V247H148L147 246V243H148L147 238L153 236V231H157V232L161 231V228H159L160 227L159 226L160 223ZM6 221H8L7 224L10 222V224H8V226L11 225V226H9L10 229H12V230L15 229L16 230V231H14V230L12 231L11 230L12 231V235H11V231L8 230L9 227H7L6 226L7 224L4 223ZM25 221H28V223L24 224ZM37 222H39V224ZM48 222L50 223L51 226L49 225ZM261 222L264 224V221H261ZM146 223H147V225H146ZM153 223H154V225H153ZM58 225L59 226L62 225V227L65 226L64 228H61V229H65V230H57V226ZM3 226L6 227V228H4ZM12 226H14V228ZM40 226H42V228ZM188 226L191 228V229L189 228L190 230H188ZM17 227H22L23 229H20V228H17ZM36 227H37V229H35ZM70 227H72V230H70ZM24 228L26 229V231H25ZM40 228H41V230H40ZM46 228H48L47 231L44 230ZM142 228H143V231L141 230ZM67 229H68V232L64 233V232L67 231ZM191 230H193V231H191ZM123 231H125V230H123ZM9 232H10V234H9ZM60 232L63 233V235L59 234ZM14 234L16 235V237H14L15 236ZM141 240H143V241L141 242ZM6 241L8 243H6ZM197 241H198V243H197ZM145 242H147V243H145ZM4 243H6V244H4ZM257 244H263L264 245V241L263 240H259V239L255 240L253 242L252 248L254 249V247ZM194 246H195V248H194ZM21 247H23V248H21ZM128 247L130 248L129 245H128ZM58 248H61V249L59 250ZM24 250H22L23 253L25 252ZM44 251L46 252V254L44 253ZM54 251H57V252L55 253ZM192 252H194V251H192ZM192 252L189 251V253L193 255ZM49 253H52V254L49 255ZM78 253H79V255H78ZM17 254L20 255V256L18 257ZM80 256L83 257V258H80ZM188 256H190V255H188ZM44 257H45V259H44ZM60 257H62V258H60ZM7 258L8 259L12 258V260L10 259L11 262ZM21 258H22V256H21ZM40 258L42 259L41 262H40ZM187 260H188V262H190V257L187 258Z\"/></svg>", "mask_w": 264, "mask_h": 264}, {"label": "crops", "instance_id": "obj_3", "mask_svg": "<svg viewBox=\"0 0 264 264\" xmlns=\"http://www.w3.org/2000/svg\"><path fill=\"white\" fill-rule=\"evenodd\" d=\"M204 130L205 145L207 150L206 162L209 164V166H211V169H213V175L212 178L208 181L207 187L205 188L204 195L206 198V208L202 213L200 212L195 216L196 218L198 216L197 221H200L199 223L196 221V223L198 224V234L200 235L201 232L203 233H201L202 236L200 235V239L205 238L204 244L201 248L204 249L205 254H202V252H200L201 254L199 255L197 253L199 251L198 248L192 250L195 252L197 250V254L195 252L193 253V255H195L194 257H191L193 256L192 254H188V252L191 250L187 247V235H185L188 222L186 220H181V226H179L178 229L179 232L175 231L174 233H171L170 231L167 233L162 229V232L153 231V236L147 238V240L149 241L147 243V249H140L138 247L140 239L138 235L140 232L138 231L139 229H137V231L135 230L137 227H127L128 229L124 228L125 231H123L122 228L121 230L123 231V233L119 229L120 231L117 232H119L120 234H116V232L112 230L111 234L113 236L115 235L114 237L117 236V239H119V243L118 245L116 243L112 246L104 248V251L106 253L103 252V256H100V258H98L99 262H103L104 260L105 262L103 263L108 264L110 262L109 264H112V260H110V258L118 257L116 260L113 259L115 260L114 264H130L131 261L133 262V264H162L163 261V264H180V261L178 259L179 256L174 252V249L176 248L173 247V250L170 251L168 247L172 245V241L182 239L183 242H185L184 250L186 249V255H184V263L182 264H256L252 261V245L255 240L263 239L264 241V224L261 222L262 220H259L257 222L250 221V210L247 204L248 200L246 192L249 191V185L253 181V179H255L253 175V167L255 163L264 161V148L258 149L257 145L260 143L257 141L258 137H256L254 133L252 135L250 124H248L246 128L242 130L241 141L238 140V135L236 134L230 121H225L220 117H214L213 115L208 117L207 124L205 125ZM251 146H255L254 150L252 151L250 150ZM66 170H70V168H67ZM69 194L71 195L73 194V192H69ZM189 216L188 212L182 211L179 217L186 219ZM201 217L202 220H200ZM130 228L132 229V231H134V234L129 231ZM208 229H213L214 235L207 236L206 232ZM183 231H185V233ZM127 232L131 233V235L129 236V233L127 235ZM137 232L139 233L137 234ZM182 232L184 234H182ZM123 234H126L124 236H126L127 238H124ZM133 235L134 237L137 236L135 239L133 238L134 240L131 239ZM128 237H130V239ZM136 240L138 241L137 243ZM126 241L129 242L126 243ZM121 243H123L124 245ZM160 243L162 245H160ZM120 245L122 246L121 248L119 247ZM128 245L130 246V248L128 247ZM123 246L125 247L124 252L127 253H124L121 250ZM117 250L118 253L121 254L123 252L124 255L121 254V257L120 254L118 256H115V252L116 254H118ZM154 250H156L157 252H154ZM151 253H153L154 255ZM164 253L165 255H163ZM146 254L148 255L146 256ZM155 254H158V261H156L157 257L155 256ZM168 255H170V257ZM188 255H190L189 263L187 261ZM197 255L199 258L197 257ZM106 256L108 257V260ZM141 256L143 258H140ZM123 257H125L126 259L125 262ZM71 259L72 262H74V259ZM144 259L146 260V262ZM152 259L153 261H150ZM201 261H203V263ZM262 262L261 263L264 264V260ZM72 264H75V262Z\"/></svg>", "mask_w": 264, "mask_h": 264}, {"label": "built area", "instance_id": "obj_4", "mask_svg": "<svg viewBox=\"0 0 264 264\" xmlns=\"http://www.w3.org/2000/svg\"><path fill=\"white\" fill-rule=\"evenodd\" d=\"M206 179L212 178L211 166H206L204 169ZM253 175L255 178V193L247 201L250 215L249 219L251 222H257L259 220L264 221V161L255 163L253 167ZM209 236L214 235L211 230L208 232ZM264 256V245L257 244L252 250V261L256 264L261 263Z\"/></svg>", "mask_w": 264, "mask_h": 264}]
</instances>
